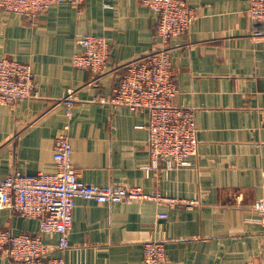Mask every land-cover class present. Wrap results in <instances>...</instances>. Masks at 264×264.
Segmentation results:
<instances>
[{"label": "crops", "instance_id": "0c3cea01", "mask_svg": "<svg viewBox=\"0 0 264 264\" xmlns=\"http://www.w3.org/2000/svg\"><path fill=\"white\" fill-rule=\"evenodd\" d=\"M186 1L197 17L171 39L179 45L170 56L174 103L194 110L198 150L190 166L166 172L147 169V110L106 100L123 65L153 48L155 10L138 0H63L35 16L0 9V57L29 63L37 93L0 104V180L13 170L55 172L54 144L67 124L84 182L199 199L186 208L76 197L65 264H142L153 239L165 244V264H264V223L253 208L264 200V25L251 36L248 0ZM79 33L109 43L99 74L71 63ZM69 88L76 99L68 118ZM0 227L39 234L49 256L60 254L57 233H41L36 218L0 208ZM0 264L17 263L0 252Z\"/></svg>", "mask_w": 264, "mask_h": 264}, {"label": "built area", "instance_id": "2783aa9c", "mask_svg": "<svg viewBox=\"0 0 264 264\" xmlns=\"http://www.w3.org/2000/svg\"><path fill=\"white\" fill-rule=\"evenodd\" d=\"M63 0H0V9L35 16ZM78 6L84 0H68ZM155 10V44L144 55L123 65L124 72L106 100L112 105H124L131 110L148 112L146 148L147 169L162 168L165 172L191 165L197 154L198 139L194 110L174 103L178 88L174 79L170 50L172 38L186 34L197 13L186 0H138ZM251 36L260 37L264 25V0H248ZM81 46L71 57L74 67L88 68L99 74L109 55L108 41L99 35L79 33ZM91 81L90 83H92ZM33 72L29 63L11 56L0 57V104H10L20 98L36 96ZM76 99L69 88L62 97L66 117ZM102 99V97H101ZM104 100V99H102ZM72 145L65 124L58 133L53 150L55 172L23 173L11 171L0 180V208H9L23 217L36 218L41 233H57L59 255L49 256L50 246L37 234L15 233L0 227V252L17 264H65L64 254L69 246L72 210L76 197L100 203L150 200L169 206L181 204L189 208L198 198L169 196L156 191L147 192L141 186L126 187L117 183L96 185L84 182L71 162ZM258 221L264 223V200L254 202ZM166 217V213H158ZM163 241L153 239L143 244L142 264H165Z\"/></svg>", "mask_w": 264, "mask_h": 264}]
</instances>
